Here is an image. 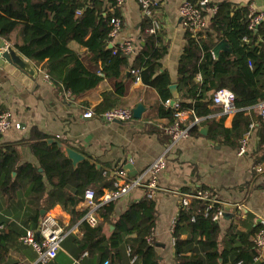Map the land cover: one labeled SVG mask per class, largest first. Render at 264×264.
<instances>
[{"label": "trees", "instance_id": "16d2710c", "mask_svg": "<svg viewBox=\"0 0 264 264\" xmlns=\"http://www.w3.org/2000/svg\"><path fill=\"white\" fill-rule=\"evenodd\" d=\"M216 7L205 30L194 35L186 30L176 71L178 102L180 109L193 111L190 119L207 117L216 109L211 108L213 94L223 88L231 91L236 111L230 126H225L228 115L223 114L209 124L207 136L238 146L253 122L263 127L264 134V120L253 113L264 101V24L248 28V5L223 1ZM115 17L120 19L117 0H0V37L35 66H44L47 79L70 95L79 96L103 79L110 80L112 92L103 95L94 114L123 106L127 69L130 79H139L155 90L160 102L153 106L157 116L166 119L159 127L163 132L174 121V108L166 104L172 98V82L167 70H161L160 60L167 51L162 32H145L148 20L144 19L143 44L136 54H126L118 45L110 46L111 19ZM220 41L226 47L215 54ZM196 132L194 125L190 133ZM263 141L260 132L257 149ZM28 149L34 163L24 159L23 146L0 148V264H20L10 260V253L21 247L23 229L37 228L41 211L57 204L70 215L71 224L78 226L77 234L66 235L62 242V246L70 244L75 258L86 252L87 256L97 255L99 264H118L121 246L126 245L138 264H159L154 244L147 240L157 219L152 198L133 201L114 219L115 201L102 203L96 209L98 223L91 226L83 218L89 210L83 193L92 188L99 202L104 190L113 188L114 177L87 159L74 166L55 141L38 140ZM206 206L207 202L198 198L180 206L172 229L175 264H264L250 234L235 236L233 222L222 232L220 219L213 216L223 206L214 203L208 211ZM9 216L27 226L20 230ZM107 223L113 226L109 235L104 231ZM257 229L258 225L251 234Z\"/></svg>", "mask_w": 264, "mask_h": 264}, {"label": "crops", "instance_id": "0c3cea01", "mask_svg": "<svg viewBox=\"0 0 264 264\" xmlns=\"http://www.w3.org/2000/svg\"><path fill=\"white\" fill-rule=\"evenodd\" d=\"M183 1L185 0H154L157 7L153 16L160 24L158 31L162 32L167 46V51L160 60L161 70H167L172 84H176L177 66L185 43L186 29L178 12ZM206 1L208 6H216L223 1L251 6L262 14L261 22L264 24V0ZM117 5L122 26L112 38L111 44L120 47L129 42L137 52L143 44L144 19L148 20L149 27V18L142 12L138 0H120ZM210 16L208 11L205 12L208 22ZM1 39L6 45H10L1 37L0 42ZM72 47L75 49L76 45L72 44ZM87 64L94 67L88 62ZM34 67L37 70L35 78L13 65L0 67V109L9 112L12 124H19V128L12 125L1 134L0 148L23 146L24 159L34 163L35 157L30 153L28 145L38 140L52 139L81 153L85 159L102 167L114 178L115 174L120 172L125 173L128 178L136 177L164 153L168 138L160 132L159 127L166 123V119L159 118L153 106L160 102V99L155 90L143 85L141 80L130 79L127 69L126 93L122 98L124 104L121 107L141 103L145 111L140 119L104 122L99 118V114L84 117L83 113L87 109L93 111L102 102L103 95L112 92L110 80L103 79L97 87L79 96H73L61 86L43 78L44 66ZM211 108L216 109L194 124L198 132L190 133L165 154V167L159 175L158 187L152 196L157 219L151 242L154 244L159 264H175L172 224L181 206L182 197L201 187L211 191L223 206V214L219 220L222 232L233 222L235 236L243 234L244 237L250 234L252 239L260 227L259 221H264V141L257 149L260 132L264 135L263 127L253 122L248 133L247 149L244 154L239 155L238 146L208 138L209 124L223 115L218 106L213 105ZM253 113L258 115L256 106ZM190 116V112H184L185 125L191 122ZM231 117L232 114L227 116L225 126H230ZM204 126L207 127L205 133L200 131ZM34 134L41 137H34ZM126 164H130L129 170L124 168ZM143 196L145 195L142 188L137 187L117 199L111 219L117 218L133 201ZM45 213L54 216L68 234H77V224H71L70 215L60 205H55ZM9 218L14 220L20 230L24 225L27 226L22 220L13 216ZM257 225L258 229L252 235ZM112 230L111 224H105L106 235ZM69 249L70 244L66 242L56 257L47 264H73L75 257ZM260 258H264V251ZM10 260L20 264H36V253L21 243L17 251L10 253ZM81 264H99V259L97 255L85 254L81 257ZM118 264H138L135 258L130 256L126 245L121 246Z\"/></svg>", "mask_w": 264, "mask_h": 264}, {"label": "built area", "instance_id": "2783aa9c", "mask_svg": "<svg viewBox=\"0 0 264 264\" xmlns=\"http://www.w3.org/2000/svg\"><path fill=\"white\" fill-rule=\"evenodd\" d=\"M120 1V0H117ZM142 12L149 18L150 25L146 29L148 33H155L159 30L160 24L157 19L153 16V11L157 7V3L154 0H138ZM217 10L214 5L208 6L206 0H185L183 1L178 9L179 15L181 16L182 24L186 30L191 32V34H196L198 31H203L208 27V21L205 17V12H209L212 16ZM249 29H255L257 25L262 20V14L256 12L253 7L249 6ZM111 31L110 36L113 38L122 26V21L118 17L111 19ZM121 50L130 55L136 54V50L133 48L132 44L125 42L120 46ZM44 79H47V75L44 73ZM200 78L199 75L197 77ZM171 100H167L166 104L174 108V121L172 124L163 128L164 134L168 138L167 147L164 153L153 160L146 168V170L136 177L128 178V176L123 173H116L113 188L107 190L99 198V202L95 198V192L92 188L85 189L83 193V198L85 203L89 206V210L84 215V219L88 224L94 226L98 223V216L96 209L105 202L116 201L123 195L130 192L132 189L140 187L143 190V194L149 198H152L154 191L158 187V178L161 171L165 167V154L175 146L180 140L187 138L190 134V129L194 124H197L202 117L193 116L191 122L187 125L183 123V114L188 111L193 114L191 109L184 110L180 109L178 100H175L172 104ZM212 103L218 106L223 114L230 115L236 111L233 104V94L228 89H219L212 96ZM258 114L264 120V101L256 105ZM93 111L87 109L84 113V117H91ZM99 118L104 122H126L133 118L132 109L127 107H112L103 111L99 114ZM12 125L15 128H19V124H12L10 114L7 111L0 112V136L6 130H8ZM248 145V136H244L238 145L237 153L242 155L245 153ZM191 198L203 199L207 202L206 211L212 208L214 203H220L215 197V195L209 190H196L195 192L186 194L181 199V205L186 206ZM223 210H218L214 213L213 218L219 220L222 217ZM260 227L254 237V246L259 254L264 251V221H259ZM174 223L172 224V227ZM70 233V232H69ZM67 231L58 224L57 220L49 213H45L39 220L37 228H24L22 235L20 236V241L22 244L29 246L36 253V263L47 264L49 261L54 259L58 252L61 250L63 239L66 236ZM147 240H151V236L147 237ZM86 254L84 252L81 257ZM81 257L74 258L73 264H81ZM103 264H108V261H104ZM240 264V263H238Z\"/></svg>", "mask_w": 264, "mask_h": 264}, {"label": "water", "instance_id": "95a60500", "mask_svg": "<svg viewBox=\"0 0 264 264\" xmlns=\"http://www.w3.org/2000/svg\"><path fill=\"white\" fill-rule=\"evenodd\" d=\"M112 46V44H110ZM226 44L223 41H220L216 44L214 48V53L217 54L221 49H224ZM7 65H13L15 68L23 71L28 76L35 78L37 76V70L32 64L30 60L25 59L21 53H19L16 49H14L11 45H6L1 39L0 42V67L4 68ZM171 92V101L172 104L175 100L179 99V93L177 84H171L169 86ZM145 111V107L141 103H137V105L132 109L133 118L140 119L142 117L143 112ZM119 122V121H117ZM207 127L204 126L200 129L201 132L205 133ZM54 140L48 139L47 142H53ZM65 151L66 156L72 161V164L75 166L78 162L85 159V157L77 152L76 150L63 146L59 144ZM98 167V165H96ZM125 169L129 170L131 168L130 164H126L124 166ZM45 214V211H41V216Z\"/></svg>", "mask_w": 264, "mask_h": 264}, {"label": "rangeland", "instance_id": "374dc122", "mask_svg": "<svg viewBox=\"0 0 264 264\" xmlns=\"http://www.w3.org/2000/svg\"><path fill=\"white\" fill-rule=\"evenodd\" d=\"M245 136H248V133Z\"/></svg>", "mask_w": 264, "mask_h": 264}]
</instances>
